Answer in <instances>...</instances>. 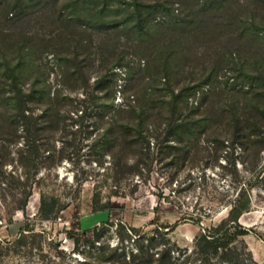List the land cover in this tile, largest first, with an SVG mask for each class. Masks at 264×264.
Segmentation results:
<instances>
[{
  "label": "trees",
  "instance_id": "1",
  "mask_svg": "<svg viewBox=\"0 0 264 264\" xmlns=\"http://www.w3.org/2000/svg\"><path fill=\"white\" fill-rule=\"evenodd\" d=\"M255 3L252 6L245 0H0L3 199L8 188L15 208L25 209L33 184L38 182L35 175L39 165L44 162L46 168L54 167L66 157L65 148L57 149L54 141L66 140L64 134L72 126L68 118L79 121L78 128L92 126L89 133L98 129L93 142L98 155L95 160L102 165V156L109 155L111 162L106 172L116 180L128 174L149 173L156 156L183 162L203 142L215 151L223 147L234 151L238 147L243 161L248 158L256 167L264 150V71L258 70L247 87L213 83L215 68L227 64L233 55L242 61V57L251 58L252 65L259 62L260 52L255 47L259 42H255L264 41V37L248 31L243 24L245 16L252 22L258 19L264 26V0ZM198 47L205 49L199 53ZM44 53L56 58L59 73L55 80L49 81L38 73L37 58ZM134 59L135 68L131 64ZM185 60L191 62L192 72L205 62L210 71L205 75L203 70L195 78H178ZM119 70L127 80L124 85L118 83ZM92 72H96L100 91L101 83L108 81L105 93L86 89ZM76 85L83 86L85 94L77 97L78 101L66 91ZM118 92L122 94L120 102L116 100ZM94 106V118L84 124ZM79 108L81 114L74 118L70 111ZM78 130L81 129L72 132ZM13 144L17 145V157L10 156ZM228 153L227 150L224 155L229 157ZM14 161L23 174L15 172L16 164L10 171L4 169L7 162ZM233 178L238 190L228 201V216L207 227L197 243L199 250L206 252V259L214 256L232 264L229 245L234 238L247 233L239 218L250 209L252 185L251 178L244 182L238 176ZM92 203L95 210L106 208L99 193L94 194ZM61 208L58 197L41 193V218H54ZM105 229L104 225L95 227L93 238H86L91 248L98 247L86 250L88 264H179L173 253L175 246L166 237L173 227L149 235L140 227L118 223L120 238L132 239L135 248L123 241L120 245L94 246ZM39 236L33 228L24 227L12 243L5 244L0 239V255L24 245L31 249ZM75 241L79 244L78 237ZM37 247L41 249V243ZM189 258L190 254L185 253L181 261L185 263Z\"/></svg>",
  "mask_w": 264,
  "mask_h": 264
},
{
  "label": "rangeland",
  "instance_id": "2",
  "mask_svg": "<svg viewBox=\"0 0 264 264\" xmlns=\"http://www.w3.org/2000/svg\"><path fill=\"white\" fill-rule=\"evenodd\" d=\"M245 1L252 6L256 4L255 0ZM257 21L252 22L244 16L243 24L248 31L264 37V26ZM40 28H44L43 23ZM255 43H258L255 47L260 52L258 63L252 65L249 63L251 58L242 57V61L238 55H233L227 64L222 63L215 68L216 78L213 83L222 87H247L258 70L264 71V41L259 39ZM198 49L200 53L205 47ZM37 60L40 67L38 73L49 81L55 80L59 73L56 58L44 53ZM131 64L137 67V60L134 59ZM190 64L186 60L181 62L183 71L178 70V78H195L203 70L205 75L210 71L206 69L207 62L199 63L193 72ZM94 66L93 69H96ZM121 70L118 71V83L124 85L127 80ZM96 79V72H92L86 89L98 94L105 93L104 87L108 81L101 83L103 89L100 91ZM83 89V86L76 85L73 88L67 87L66 91L78 101L77 97L85 96ZM121 98L122 94L118 92L116 100L120 102ZM91 109L84 124L94 118L96 107ZM70 114L75 118L81 114V110H71ZM68 121L72 126L64 134V143L59 139L54 141L57 149L62 146L65 148L66 157L54 167L46 168L44 162L39 165L35 175L38 182L33 184L25 209L15 208L8 188L5 190V199L0 193L1 241L12 243L19 237L22 228L27 226L41 234L31 249L24 245L20 249H10L1 254L0 264H88L86 250H96L98 247L91 248L86 238L92 239V230L103 225L106 229L94 246L104 243L109 246L120 245L123 241L129 248H135L132 239L120 238L117 233L118 223L140 227L142 232L149 235L173 227L166 237L175 246L173 253L179 264H232L214 256L206 259V252H201L197 243L198 236L207 227L218 224L228 216V201L235 197L238 190L233 183L234 176H238L242 182L251 178V206L239 218V223L247 229V233L232 240L229 254L234 264H264V150L260 153L259 164L254 167L248 158L243 161L238 147L234 151L228 147L222 150L218 147L219 150L215 151L208 142H203L183 162H171L170 157L156 156L149 173L128 174L116 180L106 172L111 162L109 155L102 156V165H98L95 160L98 155L93 142L98 129L89 133L92 126L78 128L79 121L74 122L73 118H68ZM72 129L81 130L73 133ZM16 146L10 145V156L17 157ZM227 150L229 157L224 155ZM13 167L15 172L23 174V169L16 161L4 165L7 171ZM42 192L55 195L62 203L56 217L43 219L39 216ZM96 193H99L100 202L106 203L105 209L93 208ZM77 237L79 244L75 241ZM37 240L41 243V249L37 247ZM185 253L190 254V258L184 263L181 260Z\"/></svg>",
  "mask_w": 264,
  "mask_h": 264
}]
</instances>
